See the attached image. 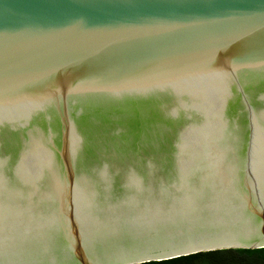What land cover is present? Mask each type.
I'll use <instances>...</instances> for the list:
<instances>
[{
  "label": "water",
  "instance_id": "1",
  "mask_svg": "<svg viewBox=\"0 0 264 264\" xmlns=\"http://www.w3.org/2000/svg\"><path fill=\"white\" fill-rule=\"evenodd\" d=\"M264 248V0H0V264Z\"/></svg>",
  "mask_w": 264,
  "mask_h": 264
},
{
  "label": "trees",
  "instance_id": "2",
  "mask_svg": "<svg viewBox=\"0 0 264 264\" xmlns=\"http://www.w3.org/2000/svg\"><path fill=\"white\" fill-rule=\"evenodd\" d=\"M140 264H264V248L213 250Z\"/></svg>",
  "mask_w": 264,
  "mask_h": 264
}]
</instances>
